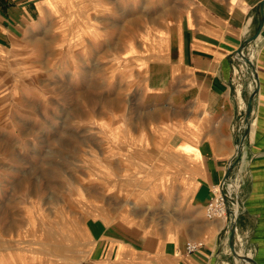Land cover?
I'll return each mask as SVG.
<instances>
[{
	"label": "crops",
	"instance_id": "obj_1",
	"mask_svg": "<svg viewBox=\"0 0 264 264\" xmlns=\"http://www.w3.org/2000/svg\"><path fill=\"white\" fill-rule=\"evenodd\" d=\"M155 1L170 13L124 53L135 60L144 113L106 130V205L96 202L87 222L84 264H245L232 254L229 217L208 219L206 206L246 132L253 71L259 91L231 179L240 212L236 250L264 264V28L244 52L254 69L236 55L257 30L262 0ZM65 3L0 0V60L17 54ZM190 242L204 247L188 254Z\"/></svg>",
	"mask_w": 264,
	"mask_h": 264
},
{
	"label": "rangeland",
	"instance_id": "obj_2",
	"mask_svg": "<svg viewBox=\"0 0 264 264\" xmlns=\"http://www.w3.org/2000/svg\"><path fill=\"white\" fill-rule=\"evenodd\" d=\"M55 13L0 60V264H84L87 222L106 205V130L144 113L124 53L170 11L66 0Z\"/></svg>",
	"mask_w": 264,
	"mask_h": 264
},
{
	"label": "water",
	"instance_id": "obj_3",
	"mask_svg": "<svg viewBox=\"0 0 264 264\" xmlns=\"http://www.w3.org/2000/svg\"><path fill=\"white\" fill-rule=\"evenodd\" d=\"M256 13H257V20H258L257 30L253 36H251L249 39H247L242 44V46L239 48V50L237 51V54H236L240 58H243L247 64L250 62H249V59L245 56L244 52L251 44H253L257 41V39L261 35L263 28H264V0H262L258 4L257 9H256ZM251 66L254 69L253 62L251 64ZM253 74H254L255 82L257 84V88H256L254 94L251 96V98L248 101L246 132H245V134L240 133V141H239V144L237 146L236 154L228 166V169L226 171V176L224 178V184H228L231 181V174H232L233 170L235 169V167L238 165V163L241 161V158L243 156L244 144H245V141L249 135L252 105H253V101L255 100L256 95L259 91V83L257 82V74L255 73V71H253ZM238 205H239V198H238V195L236 194V206H237L236 208L237 209L234 207L233 208L229 207V210H228V217H229L230 222H231L230 226L228 228L229 233H230L229 244L231 247V251H232V254L238 260L242 261L243 263H245V264H256V262L252 258H249L248 256H245L243 254H239L236 250L235 238H236L237 226H238L239 215H240Z\"/></svg>",
	"mask_w": 264,
	"mask_h": 264
},
{
	"label": "built area",
	"instance_id": "obj_4",
	"mask_svg": "<svg viewBox=\"0 0 264 264\" xmlns=\"http://www.w3.org/2000/svg\"><path fill=\"white\" fill-rule=\"evenodd\" d=\"M237 185L231 179L228 184L222 183L221 186L212 188L213 197L206 206V216L208 219H225L228 217L229 207H236L235 193ZM204 247L202 242H190L187 245V253L194 254Z\"/></svg>",
	"mask_w": 264,
	"mask_h": 264
}]
</instances>
